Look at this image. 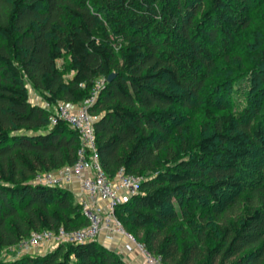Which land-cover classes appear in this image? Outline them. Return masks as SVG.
I'll return each mask as SVG.
<instances>
[{"label":"trees","instance_id":"1","mask_svg":"<svg viewBox=\"0 0 264 264\" xmlns=\"http://www.w3.org/2000/svg\"><path fill=\"white\" fill-rule=\"evenodd\" d=\"M260 1L0 0V254L31 230L89 223L69 190L33 182L71 165L79 141L65 122L50 124L27 84L55 107L82 103L103 78L89 107L100 163L109 177L120 168L141 177L116 208L124 229L165 264H264V177L240 174L254 147L264 153V93L253 107L227 108L245 62L222 70L218 61ZM252 45L254 91L264 36ZM195 106L201 137L182 124ZM0 264L129 263L91 240Z\"/></svg>","mask_w":264,"mask_h":264},{"label":"built area","instance_id":"2","mask_svg":"<svg viewBox=\"0 0 264 264\" xmlns=\"http://www.w3.org/2000/svg\"><path fill=\"white\" fill-rule=\"evenodd\" d=\"M103 84V78L94 80L89 96L77 106L58 102L54 107L49 116L50 124L65 122L78 136L75 160L71 165L38 172L33 178V182L58 187L77 180L80 191L77 203L89 223L77 229H65L61 226L57 230H31L9 249L30 252L45 243H84L98 240L104 232V237L109 241L115 234L123 235L126 238L124 250L136 251L142 258L141 264H165L162 255L152 252L143 242L129 234L116 215L117 206L139 191L141 177L127 173L123 168L117 170L113 177H109L100 163L93 128L94 117L90 114L89 107L95 102Z\"/></svg>","mask_w":264,"mask_h":264},{"label":"rangeland","instance_id":"3","mask_svg":"<svg viewBox=\"0 0 264 264\" xmlns=\"http://www.w3.org/2000/svg\"><path fill=\"white\" fill-rule=\"evenodd\" d=\"M250 18V24L248 28H240L236 33L234 40L228 43L227 48H225L223 53H228L229 60H223L219 58V62L223 63L221 65L222 70H225L228 62L236 61L240 59L242 62H245L244 67L241 70L235 71L236 74L232 86L227 87L226 91H229V97L225 99L227 103V108H231L235 112H240L244 107L256 105L262 98L264 93V83L258 85L254 91H252V68L254 66L253 61V38L258 36H264V0L257 2V7L248 14ZM222 53V52H221ZM216 54V53H215ZM218 56V54H217ZM58 65L62 68L64 76L67 77L70 75L68 70V62L66 59L58 61ZM230 68V67H229ZM27 89L29 93L30 100L33 101H43L39 95L32 89L30 84H27ZM79 104H76V106ZM49 106V105H48ZM50 111H54V107H48ZM184 119L182 120L183 126H188L190 132L194 137H201L206 134V130L202 128L201 119H200V107L195 106L190 109H183ZM243 182L247 183L259 178L264 177V153L262 147H254L249 156L245 158L242 163V168L240 170ZM244 183V184H245ZM229 196L228 193L225 194ZM104 235V232H103ZM121 235V234H120ZM126 238L123 236V241L118 240L115 244L118 246L120 253H118L121 258L126 259H135L130 253L127 254L124 250V242ZM115 242V241H114ZM56 243H45L38 247H35L30 250V252H21L19 249H9V247L4 248L1 251L0 257L4 259H11L21 256L26 253L31 254H42L50 249L55 248ZM122 258V259H123Z\"/></svg>","mask_w":264,"mask_h":264},{"label":"crops","instance_id":"4","mask_svg":"<svg viewBox=\"0 0 264 264\" xmlns=\"http://www.w3.org/2000/svg\"><path fill=\"white\" fill-rule=\"evenodd\" d=\"M33 103L39 104L41 106L44 107H49L47 103H45L44 101H33L31 100ZM64 188H66L67 190H69L71 192V194L73 195V197L75 198V200L77 201V199L80 197V191H79V182L77 180H73L70 183L66 184L64 186ZM118 240H122L123 241V235L120 234H115L113 236V239L111 241L107 240L103 234L100 235V237L98 238V241L103 244L104 246L114 250L116 253H120L119 249L117 248L118 246L116 245ZM115 241V242H114ZM126 242V241H125ZM124 242V243H125ZM116 243V244H115ZM127 254H129L127 252ZM132 256H134L135 259H126L123 258L124 261L128 262L129 264H141L142 263V258L140 257V255L136 252L133 251L130 253Z\"/></svg>","mask_w":264,"mask_h":264},{"label":"water","instance_id":"5","mask_svg":"<svg viewBox=\"0 0 264 264\" xmlns=\"http://www.w3.org/2000/svg\"><path fill=\"white\" fill-rule=\"evenodd\" d=\"M114 74L111 73L109 76H108V80H110L111 78H113Z\"/></svg>","mask_w":264,"mask_h":264}]
</instances>
